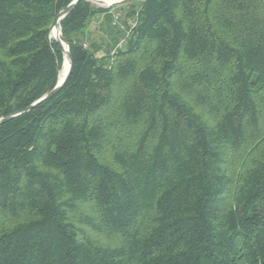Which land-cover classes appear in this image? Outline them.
<instances>
[{"label":"trees","instance_id":"trees-1","mask_svg":"<svg viewBox=\"0 0 264 264\" xmlns=\"http://www.w3.org/2000/svg\"><path fill=\"white\" fill-rule=\"evenodd\" d=\"M72 1L0 0V118L56 86ZM111 10L0 124V264H264V0H142L123 47Z\"/></svg>","mask_w":264,"mask_h":264},{"label":"water","instance_id":"water-1","mask_svg":"<svg viewBox=\"0 0 264 264\" xmlns=\"http://www.w3.org/2000/svg\"><path fill=\"white\" fill-rule=\"evenodd\" d=\"M79 1H81V0H73L65 9L61 10L59 12L58 16H57L56 21L54 22V24L51 26V29H50V38H52V31H53V29L55 28L57 30L58 35L55 36L54 39L60 45L64 56L67 55V57H68L69 67H68L67 73L65 74V76L63 78H60V76H59L60 73H59L57 84H56V86L52 90H50L48 93H46L45 95H43L41 98H39L38 100H36L34 103H32L31 105H29L28 107H26V108H24V109H22V110H20L18 112L9 114V115L5 116L4 118H0V124L2 122H4V121H7V120L12 119L13 117H15L18 114H21L23 112L29 111L30 109H32L33 107H35L37 104L43 102L46 99H49V98L53 97L62 88V86L64 85V83L68 79V77H69V75H70V73L72 71V67H73V58H72L71 52L69 50V43L63 38L60 22H61V20L67 14H69L73 10V8L75 7V5ZM88 1H91V2H100V3H103L104 5L110 7V6L115 5L117 3H121V2H123L125 0H119V1H115L113 3H108V4L105 3L102 0H88Z\"/></svg>","mask_w":264,"mask_h":264},{"label":"rangeland","instance_id":"rangeland-1","mask_svg":"<svg viewBox=\"0 0 264 264\" xmlns=\"http://www.w3.org/2000/svg\"><path fill=\"white\" fill-rule=\"evenodd\" d=\"M141 1L142 0H125L121 3H117L115 5H112L111 13L119 12L121 14V23L125 26H128L129 25L128 23L130 21V17L128 16L129 9H131L132 5L138 4ZM92 3L97 8H108V6H106L100 2H92ZM110 23H111V17L110 16L105 17V14L100 13V14L96 15L91 20V22L89 23V25L87 27V31L89 32V34L92 37H94L96 39H98V38L100 39L101 27L107 29V25L109 26ZM115 27L118 28L119 30L124 31L120 27H117V26H115ZM121 38H123V36ZM104 53H105L104 49L99 51V55H103ZM63 60H64V58H63ZM62 64H63V62H62ZM59 73H60V71H59Z\"/></svg>","mask_w":264,"mask_h":264},{"label":"built area","instance_id":"built-area-1","mask_svg":"<svg viewBox=\"0 0 264 264\" xmlns=\"http://www.w3.org/2000/svg\"><path fill=\"white\" fill-rule=\"evenodd\" d=\"M136 23H137V21L135 18H132V19L130 18V21L128 23L129 25L125 26L121 23V14L119 12H113L112 13V24L114 26L120 27L125 32V36L123 38H121V40L118 44L119 47H123L126 45L128 37L131 35V29L133 27H135ZM129 26H130V28H128Z\"/></svg>","mask_w":264,"mask_h":264},{"label":"bare ground","instance_id":"bare-ground-1","mask_svg":"<svg viewBox=\"0 0 264 264\" xmlns=\"http://www.w3.org/2000/svg\"><path fill=\"white\" fill-rule=\"evenodd\" d=\"M104 1L105 3H113L115 1H119V0H102ZM58 35V32L57 30L54 28L53 31H52V38H54L55 36ZM67 47V46H66ZM68 67H69V60H68V57L67 55L64 56V62H63V66H62V69L60 71V78H63L65 76V74L67 73V70H68Z\"/></svg>","mask_w":264,"mask_h":264}]
</instances>
